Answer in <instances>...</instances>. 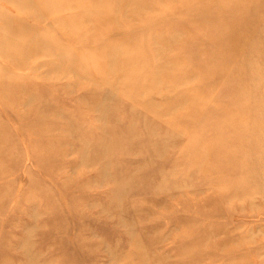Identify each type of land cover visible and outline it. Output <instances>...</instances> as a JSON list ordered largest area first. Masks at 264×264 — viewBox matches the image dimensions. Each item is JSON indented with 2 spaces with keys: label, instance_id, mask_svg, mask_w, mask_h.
<instances>
[{
  "label": "rangeland",
  "instance_id": "obj_1",
  "mask_svg": "<svg viewBox=\"0 0 264 264\" xmlns=\"http://www.w3.org/2000/svg\"><path fill=\"white\" fill-rule=\"evenodd\" d=\"M0 264H264V0H0Z\"/></svg>",
  "mask_w": 264,
  "mask_h": 264
},
{
  "label": "bare ground",
  "instance_id": "obj_2",
  "mask_svg": "<svg viewBox=\"0 0 264 264\" xmlns=\"http://www.w3.org/2000/svg\"><path fill=\"white\" fill-rule=\"evenodd\" d=\"M30 1H31V0H30ZM40 1H41V0H40ZM162 1H163V0H162ZM214 1H217V0H214ZM20 2H21V1H20ZM43 2H44V1H43ZM152 2H153V1H152ZM38 3H39V5H40V2H38ZM146 5H147V4H146ZM98 6H99V4H98ZM116 6H117V5H116ZM37 7H38V6H37ZM132 7L134 8L135 6H132ZM133 8H131V10H132ZM140 9H141V8H140ZM178 9H179V8H178ZM101 10H102V9H101ZM113 10H114V9H113ZM133 10H134V9H133ZM133 10H132V11H133ZM136 10H137V8H135L134 11H136ZM169 11H170V10H169ZM41 12H42V11H41ZM59 12H60V11H59ZM138 12H139V11H138ZM141 12H142V11H141ZM86 13H87V12H86ZM199 13H200V12H199ZM87 14H89V13H87ZM87 14H86V15H87ZM99 14H100V13H99ZM117 14H118V13H117ZM117 14H116V15H117ZM137 14H138V13H137ZM168 14H169V13H168ZM214 14H215V13H214ZM217 15H218V14H217ZM42 16H43V15H42ZM84 16H85V15H84ZM100 16H101V15H100ZM118 16H119V15H118ZM218 16H219V17H217V18L220 20V22H221V21H224V25L226 26V17H225V15H224V14H219ZM43 17H44V16H43ZM85 17H86V16H85ZM98 17H99V16H98ZM166 17H167V16H166ZM215 17H216V16H215ZM88 18H89V17H88ZM109 18H110V16H109ZM109 18H108V19H109ZM120 18H121V17H120ZM86 19H87V17H86ZM114 19H115V18H114ZM116 19H117V18H116ZM118 19H119V18H118ZM213 19H214V18H213ZM221 19H222V20H221ZM96 20H97V19H96ZM4 21H5V20H4ZM81 21H82V20H81ZM98 21H99V20H98ZM101 21H103V20H101ZM104 21H108V20H104ZM96 22H97V21H96ZM109 22L111 23V21H109ZM120 22H121V21H120ZM113 23H114V22H113ZM4 24H5V23H4ZM100 24H101V23H100ZM100 24H99V25H100ZM10 25H11V24H10ZM117 26H118V25H117ZM99 27H100V26H99ZM112 27H113L112 30H114V26H112ZM159 28H160V26H159ZM118 29H119V28H118ZM95 30H96V29H95ZM112 30H111V32H112ZM116 30H117V29H116ZM115 32H116V31H115ZM95 33H96V32H95ZM109 33H110V32H109ZM102 34H103V33H102ZM104 34H105V33H104ZM160 34H161V33H160ZM93 35H94V34H93ZM106 35H107V34H106ZM90 38H91V37H90ZM123 38H124V37H123ZM66 39H68V38H66ZM115 40H116V39H115ZM130 40H131V39H130ZM171 40H172V39H171ZM128 42H129V41H128ZM109 43H110V42H109ZM165 44H166V43H165ZM103 45H104V44H103ZM107 45H108V44H107ZM131 45H132V43H131ZM167 45H168V44H167ZM169 45H170V44H169ZM183 46H184V45H183ZM36 47H38V46H36ZM104 47H105V46H104ZM104 47H103V48H104ZM110 47H111V45H110L108 48H110ZM132 47H133V46H132ZM168 47H169V46H168ZM103 48H102V49H103ZM108 48H106V49L108 50ZM33 49H34V48H33ZM102 49H101V50H102ZM137 49H138V48H137ZM164 49H165V48H164ZM107 50H106V51H107ZM166 50H167V49H166ZM103 51H104V50H103ZM29 53H31V52H29ZM104 53H105V52H104ZM100 54H101V53H100ZM102 54H103V53H102ZM31 55H32V54H31ZM105 55H106V54H105ZM106 56H107V55H106ZM103 57H104V56H103ZM108 57H109V56H108ZM1 58H2V57H1ZM99 58H100V57H99ZM105 58H106V57H105ZM172 60H173V59H172ZM101 61H102V60H101ZM108 61H109V60H108ZM112 61H113V59H112ZM175 61H176V60H175ZM104 62H105V61H104ZM185 63H186V62H185ZM187 63H188V62H187ZM186 65H187V64H186ZM123 66H124V65H123ZM119 67H120V66H119ZM115 69H116V68H115ZM163 69H164V68H163ZM118 71H119V70H118ZM156 71H157V70H155V73H156ZM158 71H159V70H158ZM161 71H163V70L161 69ZM120 73H121V71H120ZM159 83H160V82H159ZM192 116H193V115H192ZM198 165H199V164H198ZM225 170H226V169H225ZM225 170H224V171H225ZM193 257H194V256H193Z\"/></svg>",
  "mask_w": 264,
  "mask_h": 264
}]
</instances>
